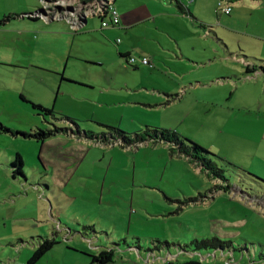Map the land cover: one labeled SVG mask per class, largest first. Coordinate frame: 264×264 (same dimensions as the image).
Instances as JSON below:
<instances>
[{
	"label": "rangeland",
	"instance_id": "1",
	"mask_svg": "<svg viewBox=\"0 0 264 264\" xmlns=\"http://www.w3.org/2000/svg\"><path fill=\"white\" fill-rule=\"evenodd\" d=\"M42 1L0 0V264H26L44 239L35 264L100 250L106 264H264V0L237 1L233 19L197 0L194 25L172 0H116L119 26L78 32L43 26ZM146 127L209 154L109 139ZM37 129L59 132L23 136ZM212 238L228 247L186 253Z\"/></svg>",
	"mask_w": 264,
	"mask_h": 264
},
{
	"label": "trees",
	"instance_id": "2",
	"mask_svg": "<svg viewBox=\"0 0 264 264\" xmlns=\"http://www.w3.org/2000/svg\"><path fill=\"white\" fill-rule=\"evenodd\" d=\"M92 0H81L82 3H88ZM174 4L177 5L178 11L182 13L185 16L191 17L188 12L185 9H182L179 6V1L178 0H172ZM230 3H234L237 0H226ZM210 28V27H209ZM128 57L125 56L124 58ZM261 71L264 72V66L260 68ZM32 108L34 110H37V112H41L43 114H52V110L46 109L41 105L38 104H31ZM2 130L6 131V129L1 128ZM114 131V134L109 136V139H112L113 142H121V144H125L127 147L130 146L131 144L137 145V144H143L147 142H153V143H162L167 146H171L169 148L170 153H175L177 152L180 155H184L185 157H194V154H199L201 157L208 155L209 153L206 152L204 149L199 147L196 144H193L186 140L185 138H182L180 135H178L176 132L168 131V130H163V129H157V128H149L146 127L144 130L143 134H136L134 135V138H130L129 134L123 133L117 129L111 128ZM59 130L54 129V130H41L37 129L36 132L33 134H25L23 135L24 137H32L35 138L36 140H44L48 137L53 136L54 134L58 133ZM98 140V138H96ZM104 139V137H103ZM105 140V139H104ZM190 152H192V155H190ZM205 160V159H204ZM206 170L211 169V165L209 162H203L202 164ZM11 167L16 168L18 172H21V167H22V161L19 156H16L14 160L11 163ZM84 239V238H83ZM53 240H48L44 239L41 244L38 246V248L33 252L31 258L26 264H35L44 254H46L54 245ZM193 250L192 252H186L192 254L194 251H198L199 249H217V248H224L228 247L226 242L220 241L216 238L208 239V240H201V241H195L193 245ZM114 257V253L112 250L105 251V250H100L97 255L91 256V261L89 264H106L111 262V260ZM167 264H172V262H168ZM176 264H199L198 262L195 261H187L184 263H176Z\"/></svg>",
	"mask_w": 264,
	"mask_h": 264
},
{
	"label": "built area",
	"instance_id": "3",
	"mask_svg": "<svg viewBox=\"0 0 264 264\" xmlns=\"http://www.w3.org/2000/svg\"><path fill=\"white\" fill-rule=\"evenodd\" d=\"M56 3L49 4L47 0L42 1L43 9L35 12V16H39L45 23L50 22H64L69 26L70 30L78 32L86 27V23L89 18L97 17L100 20L101 27H115L119 25V17L116 10L113 7L114 0H92L88 3H82L81 0H63L54 1ZM47 3V5L45 4ZM53 3V2H52ZM217 10L226 16H229L232 12V3L226 0H217ZM57 12V13H56ZM108 21H105V18ZM129 65L136 63L135 58L129 57L127 59ZM142 65H148L149 62L146 59L141 60ZM91 250H95L92 240L85 239Z\"/></svg>",
	"mask_w": 264,
	"mask_h": 264
},
{
	"label": "crops",
	"instance_id": "4",
	"mask_svg": "<svg viewBox=\"0 0 264 264\" xmlns=\"http://www.w3.org/2000/svg\"><path fill=\"white\" fill-rule=\"evenodd\" d=\"M179 1V6L182 8V9H185L187 12H188V14L191 16V17H189V16H185V15H183L182 13H180L179 11H178V8H177V5L176 4H174L175 6H176V12L175 13H170L172 16H174V17H176V18H180V19H184L185 17H189V20L190 21H192V23H193V25L194 24H203L202 23V20H201V18H199L197 15H196V13H193L192 12V6L195 4V2L197 1V0H193V1H191V2H193L192 3V5L191 6H188L187 4H186V1H188V0H178ZM237 1H239V0H237ZM236 1V2H237ZM252 1V3H256L257 5H259L261 2H262V0H251ZM236 2H234V3H232V12H231V14L229 15V19H233V18H236V14H234L233 12L238 8V7H234V6H236L235 4H236ZM240 2V1H239ZM115 3H116V0H114V4H113V7H114V9H115ZM174 3V2H173ZM174 7V6H173ZM190 7H191V9H190ZM165 8H167V9H171L170 8V6H167V5H165ZM212 8H214V0H212ZM245 7H243V8H241V9H244ZM258 8H259V6H258ZM235 9V10H234ZM240 9V8H239ZM116 10V9H115ZM116 12H117V10H116ZM165 13V12H164ZM117 14H118V12H117ZM153 15H154V21H156V19H157V17L160 15V13L159 12H157V11H155V12H153L152 13ZM121 15V14H120ZM118 17H119V15H118ZM1 18V17H0ZM24 19V17L23 16H21V17H17V16H15L14 17V19ZM122 18H123V16H122ZM11 20V19H10ZM6 21V20H5ZM8 21V20H7ZM6 21V22H7ZM2 22L3 21H0V30L2 29ZM41 24L44 26V25H46L45 24V22H43V21H41ZM119 24H120V18H119ZM52 25V24H51ZM51 25H48V26H51ZM119 26V25H118ZM122 54H125V55H127L128 54V52L127 51H125V52H122Z\"/></svg>",
	"mask_w": 264,
	"mask_h": 264
},
{
	"label": "bare ground",
	"instance_id": "5",
	"mask_svg": "<svg viewBox=\"0 0 264 264\" xmlns=\"http://www.w3.org/2000/svg\"><path fill=\"white\" fill-rule=\"evenodd\" d=\"M47 5V3H45Z\"/></svg>",
	"mask_w": 264,
	"mask_h": 264
},
{
	"label": "water",
	"instance_id": "6",
	"mask_svg": "<svg viewBox=\"0 0 264 264\" xmlns=\"http://www.w3.org/2000/svg\"><path fill=\"white\" fill-rule=\"evenodd\" d=\"M39 12V11H38Z\"/></svg>",
	"mask_w": 264,
	"mask_h": 264
}]
</instances>
